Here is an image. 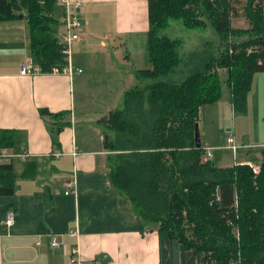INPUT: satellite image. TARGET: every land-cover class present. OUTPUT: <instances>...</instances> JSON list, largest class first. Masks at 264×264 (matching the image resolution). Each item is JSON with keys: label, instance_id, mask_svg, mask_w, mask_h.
<instances>
[{"label": "trees", "instance_id": "16d2710c", "mask_svg": "<svg viewBox=\"0 0 264 264\" xmlns=\"http://www.w3.org/2000/svg\"><path fill=\"white\" fill-rule=\"evenodd\" d=\"M147 1L150 66L137 73L152 81L133 85L124 92L120 109L97 119L114 134L107 142L115 152L110 180L142 219L155 222L159 264H229L247 254L264 264V150L254 173L248 162L216 166L205 157L202 142L199 147L194 143L199 111L220 99L223 84L234 111L247 107L252 78L264 72V0H247L244 10L252 27L245 31L231 25L234 0ZM57 2L0 0V22L27 19L31 58L41 72L61 69L68 60L58 37L63 7ZM205 16L219 34L244 31L248 39L203 62L181 82L157 80L180 60V41L161 32L168 20L181 18L184 25L198 27ZM218 68L225 69L224 79ZM41 112L62 117L67 111ZM11 140L9 130L0 128V146ZM1 168L0 192L11 194L13 171L6 164Z\"/></svg>", "mask_w": 264, "mask_h": 264}, {"label": "crops", "instance_id": "0c3cea01", "mask_svg": "<svg viewBox=\"0 0 264 264\" xmlns=\"http://www.w3.org/2000/svg\"><path fill=\"white\" fill-rule=\"evenodd\" d=\"M71 1L82 3V37L70 55L72 66L82 71L71 75L20 73L22 59H32L27 19L0 22V44L15 48L14 54L0 51V128L12 135V144L0 147L29 152L24 159L0 160V169L9 165L14 175L13 192H0V264H159L155 222L142 219L109 177L115 152L104 135L112 139L113 134L97 119L118 109L114 99H102L100 107L87 104L152 81L137 73L148 66V1ZM41 108L67 112L61 117ZM223 137L211 143L205 135L203 144L213 151ZM245 162L254 165L248 159L237 163ZM73 177L76 193L66 194ZM9 211L10 226L5 223ZM51 236L61 246L51 247ZM73 245L80 261L70 259Z\"/></svg>", "mask_w": 264, "mask_h": 264}, {"label": "rangeland", "instance_id": "374dc122", "mask_svg": "<svg viewBox=\"0 0 264 264\" xmlns=\"http://www.w3.org/2000/svg\"><path fill=\"white\" fill-rule=\"evenodd\" d=\"M247 0H234L233 13L231 15V25L235 28H242L247 30L252 27L248 15L244 10ZM232 6V5H231ZM204 26L190 27L182 23L181 18L171 17L168 22L167 28L161 30L169 38L178 39L179 46L177 52L179 54V62L173 67L166 75H160L159 78L168 81L181 82L186 79L187 75L197 69L203 62L213 57H221V55L232 47L233 44L239 43L242 40H247L249 35L242 31L239 35H226L223 36L217 32L209 19L203 17ZM16 45V44H15ZM0 51L2 53L14 54L15 48L7 47L5 43L0 44ZM4 60H10V57H3ZM134 59V57H133ZM147 60V58H146ZM138 61V60H137ZM146 65H149L147 60ZM225 69L218 68L219 76L225 78ZM251 81L249 95H247L246 108L243 112L234 111L231 101V93L226 92L227 86L223 84L222 96L215 102L202 105V110L199 113L200 124L199 134L201 135V142L204 149L208 147L204 145L205 135L208 136L211 143L217 140L221 135H224L218 142L220 145L217 149L207 154V149L204 153L207 157L216 164L222 166H229L231 163L241 162L245 159L253 161L254 165L259 166L263 161L262 151L264 150V72H256ZM147 81V80H146ZM141 86L146 85L145 81H141ZM134 84H132L133 86ZM230 91V90H229ZM114 99L115 107L120 109L123 106V94L118 96H99V103L96 101H88L89 107H100L102 99ZM116 98V99H115ZM198 122V121H197ZM199 123V122H198ZM109 133L113 134L111 129ZM232 132L237 150L225 148L226 139ZM224 133V134H223ZM107 135V134H106ZM114 136V134H113ZM235 230V228L233 229ZM237 232V230H235ZM251 254V253H250ZM255 258L252 255H239L234 258L229 264H255Z\"/></svg>", "mask_w": 264, "mask_h": 264}, {"label": "built area", "instance_id": "2783aa9c", "mask_svg": "<svg viewBox=\"0 0 264 264\" xmlns=\"http://www.w3.org/2000/svg\"><path fill=\"white\" fill-rule=\"evenodd\" d=\"M59 4H63V15H62V27L58 31V37L60 42L64 45L62 51L66 55L67 62L66 64L61 68L57 67H52L51 71L54 72H68L69 75L76 73L77 71H82L80 67H73L71 64V46L72 44L78 40L81 39L82 33L80 31L81 26H82V21H81V15H80V9L82 3H79V1H71V0H58ZM40 68L36 64H34L33 60L30 58H24L22 59V62L20 63V73H26L29 75H33L36 73V71H39ZM227 146L229 148H232L233 150H237V145L234 143V137L232 132H230V135L226 139ZM207 149V154L211 155L212 151L211 147H206ZM29 154V152L25 149L20 153L12 152L8 153L6 149L0 147V160L4 158H10L13 155L15 156H20L21 158H26V156ZM76 154V153H73ZM207 156V155H206ZM252 167V170L254 173L258 172L257 166H254L252 164H249ZM76 183L77 181L75 178H69L67 183L65 184L66 190L65 193L68 194L69 192L76 193ZM13 220V211H9L7 213L6 218H5V223L6 225H11ZM73 235H75V231L71 232ZM50 246L57 248V246H61L60 241L57 239V237L51 236L50 238ZM70 259L74 261H80L79 255H78V250L76 246H70Z\"/></svg>", "mask_w": 264, "mask_h": 264}, {"label": "water", "instance_id": "95a60500", "mask_svg": "<svg viewBox=\"0 0 264 264\" xmlns=\"http://www.w3.org/2000/svg\"><path fill=\"white\" fill-rule=\"evenodd\" d=\"M198 124L199 123H196L195 126H194V143H195V146L196 147H199L200 146V142H201V135L199 134V128H198ZM104 139L106 140L105 143L107 144V141L109 140L108 139V134L104 135Z\"/></svg>", "mask_w": 264, "mask_h": 264}]
</instances>
